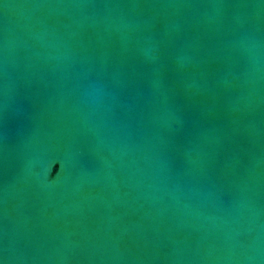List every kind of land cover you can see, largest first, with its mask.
Here are the masks:
<instances>
[{"label": "water", "instance_id": "95a60500", "mask_svg": "<svg viewBox=\"0 0 264 264\" xmlns=\"http://www.w3.org/2000/svg\"><path fill=\"white\" fill-rule=\"evenodd\" d=\"M0 264H264V0H0Z\"/></svg>", "mask_w": 264, "mask_h": 264}]
</instances>
